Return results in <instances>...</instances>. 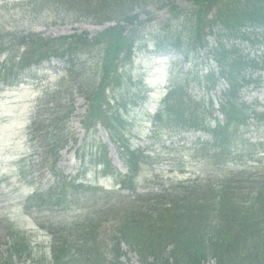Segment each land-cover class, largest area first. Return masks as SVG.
Returning <instances> with one entry per match:
<instances>
[{
    "label": "trees",
    "instance_id": "16d2710c",
    "mask_svg": "<svg viewBox=\"0 0 264 264\" xmlns=\"http://www.w3.org/2000/svg\"><path fill=\"white\" fill-rule=\"evenodd\" d=\"M121 1V7H126L127 4H132L133 6L138 4L135 0H32L31 3L34 6L38 3L41 10H50L49 13H54L55 17H59L60 15L67 16V13L71 15V10H73V16L76 18H91L94 17L95 11H98V9H102L105 13L104 15L110 17L115 11L109 3H119ZM216 2H219V0H205L204 6H210ZM231 2L233 3L232 6L227 4L217 12L214 19H210L209 21L206 18L207 11L205 10L202 13L201 9H199L196 23H199L201 30L206 28L213 35L215 33L216 44L209 49L220 67L221 75L229 81L230 87L225 94L226 102L223 103V112L224 114L228 113L234 119L241 114L236 108L235 103L237 104V102L234 96L237 93L240 79L245 78L243 69L245 63L249 67H257L258 62L255 60H245L241 54L236 52L237 50L234 46L228 48L224 40L235 38L241 39L242 42L243 39H250L248 34L242 33L241 30L244 27H264V0H245L238 4H236L237 0H231ZM242 3L244 4L238 8L239 4ZM92 8L95 11H92ZM123 11L122 8H119L116 14L119 13L123 16L126 14V21L131 22L130 15L132 13H130V9L126 8V13H122ZM217 22H219L217 25L221 26L219 32L216 31L218 27L214 28ZM114 29L116 27L108 29L104 33L106 37L103 39V42L106 44L105 49L107 54L117 52L121 49L120 46L122 44H126L127 39L123 38L121 31L118 34H112ZM196 30L194 29L193 31ZM261 35L264 36V33ZM116 37L117 48L113 44ZM171 43L172 47L180 50L186 58H190L189 42L183 43V41L178 40L171 41ZM70 48L63 47L52 49L48 52L47 49L42 47L39 49L43 53L32 57V60L41 61L49 57L69 58L72 60L75 53ZM103 68L105 78H107L109 70L112 68V60L110 58L107 59V63L102 65ZM1 74H8L9 77L13 72L4 71ZM191 80L198 86L205 88L204 86H210L215 83L217 78L211 74L203 77L199 73H196L192 75ZM181 81L182 79L180 78L175 80L164 100L163 108L160 107L154 117L157 125H154L155 130L152 136L155 138L163 127L177 124L184 125L189 121L194 122L196 125L205 126L207 124L203 115L205 111L204 109H200L201 102L199 100L196 101L194 95L186 92ZM103 87H99L100 92H102ZM94 104L95 101L91 105V111L95 110ZM91 117V112L89 111L87 121ZM94 118L102 119L100 114H95ZM231 120L229 118L228 123ZM108 122H105L103 119L104 127L111 130V125ZM115 137V141L120 147V152L125 153L126 157H128V162L130 164H139L138 155H135L137 152L131 149L127 140L125 142L118 132L115 134ZM52 140V137L49 138V144L52 143ZM144 158L148 157L145 156ZM248 174V171H240L234 177L232 175L229 179L223 180L222 184L217 187L218 194L207 200V204H205L206 210H202L201 212L197 211L196 201L203 199V196H206V192L202 191L203 184H198L197 181L185 180L174 182L171 180L173 183L169 185L148 187V192L144 197L146 204L144 205L139 201L142 207H147L148 210L143 208L141 214L145 218H150L152 222L158 220L160 214L163 220H168L160 230L162 231V235L167 239V244L171 245V248L167 253H164L165 245L162 240H159V235L154 236L155 231L150 233L149 229H147L141 238L148 244L146 247L148 255L144 251H140L141 261L144 264H202L207 258H215L217 264H260V260H264V227L261 225L264 222L263 187H260L261 190L259 192L250 191L248 193L251 195V198L246 200L247 208H235L236 204L232 197L235 187L239 188V184L245 186L249 183L251 175ZM262 181H264V172H259L252 177L250 183L256 186ZM233 182H238L234 184L235 187L231 186ZM211 205L213 209H211ZM239 206L243 207L242 205ZM216 213L218 217L222 218L223 223L218 222V218L214 219L215 222L211 228L207 215L212 216L216 215ZM224 213H226L225 217ZM259 229L261 234H259ZM66 231L68 233L73 231L84 239L95 236L99 237V235L104 234V232L96 233L97 228L90 227V225H74L67 228ZM122 233L123 235L125 234L124 226L118 229V234L122 235ZM103 238L104 236L100 239ZM80 247H83V245ZM92 247L93 251H91L90 256L96 254V249L94 246ZM88 249L89 247L85 249L77 247L71 250L69 246H66L62 250L66 251L65 260L70 259V261L65 262L63 259L61 260L53 256L49 264H89V261L84 258L88 254L86 252ZM118 256V248L115 247L111 257L112 264L115 263ZM101 260L102 263L96 262L95 264H105L103 263L105 257H101Z\"/></svg>",
    "mask_w": 264,
    "mask_h": 264
},
{
    "label": "rangeland",
    "instance_id": "374dc122",
    "mask_svg": "<svg viewBox=\"0 0 264 264\" xmlns=\"http://www.w3.org/2000/svg\"><path fill=\"white\" fill-rule=\"evenodd\" d=\"M175 2L179 7H187L188 3L183 0H176ZM110 4L112 8H120L122 6V1ZM143 5L145 6L142 7ZM123 8L125 12L126 8H129L130 11L133 10L131 14V17H133L132 19H136L137 21L145 20V22H147V20L151 21L148 23V28H144L141 31L139 35L141 39L138 43L135 42L134 51L129 53L128 57L123 61L126 65L122 66L120 71H118L120 81L114 82V87H108L106 89V94L110 97V101L108 100V102L104 104V109L102 110L105 114L108 113V116L114 119L117 127L126 130L127 137H129L132 143L147 144V136L150 130L147 114L157 109L158 101L165 93V87L170 83L171 77L169 69L166 68L167 60L160 58L159 55L150 56L149 52H146L145 49L146 46H148V49H151L150 46L152 44L148 43L145 45V40H151L156 34H168L172 37L174 34H181L182 41H186L185 35L189 36V34H187V29L181 31H178V28L174 29L177 22L175 15L170 13L166 8L158 9L155 5H151V1L142 2V5L138 3L134 6L132 4H127L126 7ZM170 18H175V20L169 21ZM122 20H124L123 17ZM49 22V19L44 20L42 15L35 11V7L31 4L30 0H0L1 48H6L8 44L16 45L19 38L26 37L27 35L34 38V40H32V45L38 41H48L57 37L71 36L73 34H79L80 37L89 41L97 34L103 33L105 27L110 24V22L98 23L94 19L81 21L71 17H67L66 21H59L56 24H49ZM122 29L126 31L130 29V25L126 24V22H122ZM172 32L174 34H171ZM28 40L29 39L25 38L24 41L28 42ZM100 48L101 47H95V50L98 51ZM124 51L126 50L124 49ZM120 57H122V54ZM45 68L47 70L50 68L52 75L56 73V70H59V68H55V66L53 68V65L49 66V68L46 66ZM99 68L97 64L94 66V70H98ZM62 74H64V71H62ZM84 74L85 73L82 75ZM140 80H143L145 85H139ZM52 86L53 78L50 81L42 82L38 79L35 84L28 82V84L25 85L6 88L0 93V216L10 219L16 230L23 231L26 234L35 229L37 222H43V220L50 217L56 222L69 224L78 215L76 213L80 212V216L82 217V211H85V208H87L84 207L80 210V204L76 207L70 206L61 208L57 211L54 206L41 210L34 209L29 214L23 210L24 204L20 203L21 198L28 192V186L23 182V178L20 177L19 173L20 171L27 175L28 173H32V168L28 169L29 162H36L38 157V155H33L32 158L27 156L29 150L26 147V126L29 123L37 98L43 92V89H50ZM139 88L148 96V102H141L142 93H134V89ZM189 90L196 92L195 86L192 85H189ZM99 93L101 92L99 91ZM255 94L261 96V94L256 91ZM260 100L264 103V96H261ZM85 109V100L77 96L75 98V111L70 119V126L78 142L85 135L80 121ZM121 113L126 114L123 120L120 117ZM243 137L248 138L249 141H255L259 137L264 140V120L262 122H255L252 127L246 129ZM162 139L166 140L165 144L169 140H173V138H169L168 132L163 134ZM88 141L89 144L84 149L86 155L96 152L98 148L107 145L108 158L110 156L113 166L118 168L122 167L117 157L115 145L110 142L109 136L104 132L101 125L96 126V131L89 137ZM74 144L73 141L70 142L69 148L65 151L66 155L63 156L64 153H62L63 157L59 160V166L63 170L70 171L73 167V163L72 165L70 164V159L74 153ZM157 146L158 144L150 145L149 149L152 151ZM176 148L177 145H172L170 148L164 145V147H162V152L170 151L169 153H161L157 148L158 152L156 156L146 165H143L142 172L137 181L134 182V184H138V191L143 190L146 185L144 179H149L150 168L162 174V176L166 178V181L168 178H172L175 182L187 178L192 179L197 176L213 179L222 170L235 168V166H233L235 163L233 165L229 163L216 167L213 166L203 157L205 155L203 151H197L195 153L192 150L183 151ZM250 149L251 148H247L240 143L239 140L237 146L230 148V150H235V154H239V158L235 160L236 162L250 159L238 165L254 164L251 160L256 157L251 158V155H247ZM32 159L35 161H32ZM154 161H156L155 164H153ZM235 161L233 160L232 162ZM65 170L64 172H66ZM124 171L125 170L122 169V172ZM259 171H262V169L260 170V168H257L252 170V172ZM45 177L50 181L48 175H45ZM99 184L107 186L109 185V180L100 178ZM126 193H128L127 190L124 194ZM46 207H49V204L46 205ZM225 215L226 213H224V217ZM3 235V233L0 234V236ZM37 239L38 242L43 244L42 246L47 247L49 244V238L42 236L41 232H39ZM2 241L3 240L0 239V244H2ZM128 264L140 263L134 256H131ZM208 264L212 263L209 262Z\"/></svg>",
    "mask_w": 264,
    "mask_h": 264
}]
</instances>
